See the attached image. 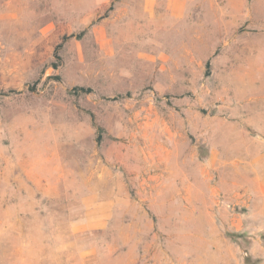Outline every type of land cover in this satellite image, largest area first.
<instances>
[{"label": "rangeland", "instance_id": "374dc122", "mask_svg": "<svg viewBox=\"0 0 264 264\" xmlns=\"http://www.w3.org/2000/svg\"><path fill=\"white\" fill-rule=\"evenodd\" d=\"M243 145L264 0H0V264H264Z\"/></svg>", "mask_w": 264, "mask_h": 264}, {"label": "crops", "instance_id": "0c3cea01", "mask_svg": "<svg viewBox=\"0 0 264 264\" xmlns=\"http://www.w3.org/2000/svg\"><path fill=\"white\" fill-rule=\"evenodd\" d=\"M259 145L261 144L258 143L256 146ZM246 150L245 145H243L239 162L237 159L235 161L232 160V163L234 162L233 164L243 167L241 178H239L237 173L233 174V180L239 181L240 179L242 184L229 194L227 200L224 199L226 204L234 205V207L238 206V208L241 209L233 211L230 217L228 214L226 215L227 224H229V227L235 230V232H243L251 227L247 226L245 223L247 217L252 218L254 220L253 226H256L264 216V150L259 152L257 149L252 151L250 148L248 150L249 155H246ZM248 157L251 158V161L249 160V163L246 164ZM234 188H236V186ZM243 207L248 208V210H242ZM157 246L160 245H156V247ZM258 248L257 243H255L249 248V253L254 257L260 256V253L257 252ZM245 253L247 254L246 251ZM153 256H155V252H153Z\"/></svg>", "mask_w": 264, "mask_h": 264}, {"label": "trees", "instance_id": "16d2710c", "mask_svg": "<svg viewBox=\"0 0 264 264\" xmlns=\"http://www.w3.org/2000/svg\"><path fill=\"white\" fill-rule=\"evenodd\" d=\"M68 36L67 35H65L64 37H63V40L56 46V49H55V53H56V56L58 57V58H60V55H59V53H58V51H59V49L61 48V46L63 45V42L66 40V38H67ZM56 66H58L57 64H56ZM76 90L77 91H83V92H89V91H91L92 89L90 88V87H76ZM237 236H241V233L240 232H234Z\"/></svg>", "mask_w": 264, "mask_h": 264}]
</instances>
